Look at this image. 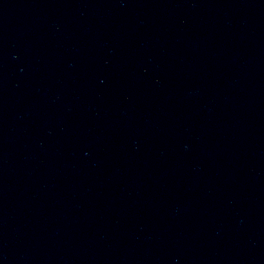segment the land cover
<instances>
[{
  "label": "water",
  "instance_id": "95a60500",
  "mask_svg": "<svg viewBox=\"0 0 264 264\" xmlns=\"http://www.w3.org/2000/svg\"><path fill=\"white\" fill-rule=\"evenodd\" d=\"M0 264H264V0H0Z\"/></svg>",
  "mask_w": 264,
  "mask_h": 264
}]
</instances>
